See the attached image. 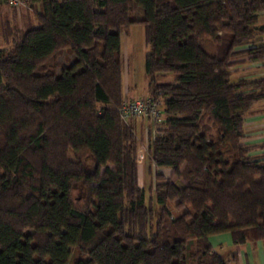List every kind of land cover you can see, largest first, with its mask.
Segmentation results:
<instances>
[{
    "label": "trees",
    "instance_id": "obj_1",
    "mask_svg": "<svg viewBox=\"0 0 264 264\" xmlns=\"http://www.w3.org/2000/svg\"><path fill=\"white\" fill-rule=\"evenodd\" d=\"M26 7L37 26L12 29L0 48V264H236L237 249H217L214 236L264 240V157L244 142L264 76L235 75L264 62V0ZM136 22L147 93L162 103L160 121L141 117L150 176L154 165L147 201L136 118L119 112L120 34Z\"/></svg>",
    "mask_w": 264,
    "mask_h": 264
},
{
    "label": "rangeland",
    "instance_id": "obj_2",
    "mask_svg": "<svg viewBox=\"0 0 264 264\" xmlns=\"http://www.w3.org/2000/svg\"><path fill=\"white\" fill-rule=\"evenodd\" d=\"M39 9V8H38ZM16 11V12H15ZM12 10L8 5L0 2V48L11 47L12 35L8 34L13 29V32L20 33L26 31L30 26H37V21L34 18V13L27 7H22L20 9ZM143 16L142 7H138L134 12V18L139 19ZM17 27V28H16ZM189 32H193L189 29ZM195 33V32H194ZM8 37L6 39V35ZM196 34V33H195ZM121 44L119 50V56L122 61V73H123V94L125 99L147 96V82L148 78L145 74V54L148 51L149 47L146 45L144 40V27L141 23L136 22L132 24L128 29L121 31ZM67 53H64L59 59L63 64L69 63L72 60V56L69 55V59L66 61L64 57ZM60 70V69H59ZM168 76L161 78L160 80H169ZM161 98V102H162ZM162 108V103H161ZM142 119L141 117L136 118L135 120ZM132 121V120H131ZM130 121V122H131ZM134 121V120H133ZM148 121V120H146ZM142 122V121H141ZM149 122V121H148ZM147 123H141L143 127H148ZM129 124V123H128ZM139 124V122H138ZM136 126V124H134ZM138 126V125H137ZM148 130V128H146ZM137 136V145H138V157L137 161L140 163V179L139 186L143 188L146 201L151 195L149 191L150 181H153V172L154 165L152 164V176L148 174V156L146 154L147 146L141 144L142 133L138 128H135ZM145 130L148 134V131ZM153 133V131L151 132ZM148 138V135H147ZM144 142V141H143ZM79 157H82L84 154H78ZM74 156L73 153H70V157ZM89 164L90 159H89ZM165 168V167H163ZM162 169V168H161ZM160 171L164 174L165 177H169V170L162 169ZM171 175V174H170ZM74 197H76L75 203L79 207H83L86 204V198L82 195L79 190L74 191ZM251 242V241H250ZM227 251V250H226Z\"/></svg>",
    "mask_w": 264,
    "mask_h": 264
},
{
    "label": "crops",
    "instance_id": "obj_3",
    "mask_svg": "<svg viewBox=\"0 0 264 264\" xmlns=\"http://www.w3.org/2000/svg\"><path fill=\"white\" fill-rule=\"evenodd\" d=\"M258 20L259 23L264 24V12L258 14ZM235 75L246 77L264 76V62L243 64L237 70ZM135 121V128H138V131L140 130L142 133L141 144L145 145L148 135L145 130L147 129L144 125L143 127L140 126L142 125L141 123H145V121L143 119ZM244 130V142L255 147L252 150V154L256 157H264V99L255 103L246 113L244 117ZM145 146H147V142ZM162 169L169 170L168 172L170 176L172 171L171 168L165 167ZM212 243L217 249H221L224 252L231 248H236L238 251L236 264H264V240H249L245 244L234 246L229 235L221 234L214 236L212 238Z\"/></svg>",
    "mask_w": 264,
    "mask_h": 264
},
{
    "label": "built area",
    "instance_id": "obj_4",
    "mask_svg": "<svg viewBox=\"0 0 264 264\" xmlns=\"http://www.w3.org/2000/svg\"><path fill=\"white\" fill-rule=\"evenodd\" d=\"M0 2L17 9L27 5V0H0ZM119 112L125 122L139 117H148L150 121H160V101L149 95L124 99Z\"/></svg>",
    "mask_w": 264,
    "mask_h": 264
}]
</instances>
